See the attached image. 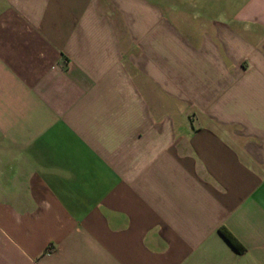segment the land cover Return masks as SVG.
Returning <instances> with one entry per match:
<instances>
[{
	"label": "crops",
	"instance_id": "obj_1",
	"mask_svg": "<svg viewBox=\"0 0 264 264\" xmlns=\"http://www.w3.org/2000/svg\"><path fill=\"white\" fill-rule=\"evenodd\" d=\"M0 264H264V0H0Z\"/></svg>",
	"mask_w": 264,
	"mask_h": 264
},
{
	"label": "trees",
	"instance_id": "obj_2",
	"mask_svg": "<svg viewBox=\"0 0 264 264\" xmlns=\"http://www.w3.org/2000/svg\"><path fill=\"white\" fill-rule=\"evenodd\" d=\"M222 234L226 239L239 251H243L244 247L238 242V240L226 229H221Z\"/></svg>",
	"mask_w": 264,
	"mask_h": 264
}]
</instances>
